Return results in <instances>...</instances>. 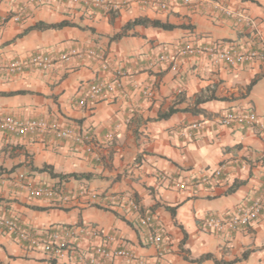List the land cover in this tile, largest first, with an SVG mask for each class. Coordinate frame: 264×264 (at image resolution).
<instances>
[{"label":"crops","instance_id":"0c3cea01","mask_svg":"<svg viewBox=\"0 0 264 264\" xmlns=\"http://www.w3.org/2000/svg\"><path fill=\"white\" fill-rule=\"evenodd\" d=\"M103 1L99 8L66 0H0V62L38 50L58 56L87 46L105 55L104 63L73 55L45 69L0 72L1 111L22 119L42 117L91 136L89 143H75L51 134L0 132V211L37 231L52 224H95L117 236L112 247L131 249L143 264H264V210L237 232L202 227L205 216L248 203L264 185V61L232 68L211 66L204 57L180 58L173 68L157 60L187 38L264 46V0H167V9L137 0ZM218 5L253 17L261 39ZM20 7V21L10 19ZM139 16L175 27L136 25L116 37ZM62 20L73 25L31 29L38 21ZM114 78L119 83L111 91L78 103L92 81ZM147 86L151 94L144 93ZM199 94L214 97L193 107ZM244 107L255 110L257 123L218 121L226 110ZM170 108L176 111L157 119ZM44 165L55 173L89 176L52 177L40 170ZM217 166L221 175L210 186L174 185ZM42 184L62 185L73 198L32 196L31 187ZM131 201L141 206L140 213ZM165 206L175 207L174 214ZM146 211L156 218L160 246L148 241L150 230L140 223ZM75 241L83 249L100 242L86 236ZM74 256L50 257L0 230V264H77Z\"/></svg>","mask_w":264,"mask_h":264},{"label":"built area","instance_id":"2783aa9c","mask_svg":"<svg viewBox=\"0 0 264 264\" xmlns=\"http://www.w3.org/2000/svg\"><path fill=\"white\" fill-rule=\"evenodd\" d=\"M78 1L93 7H103V0H66ZM140 3L155 5L161 9L168 8L167 0H137ZM183 4H188L190 0H181ZM28 3H34L36 0H27ZM235 22L242 23L250 29L253 38L261 39L255 19L243 11H232L226 7L219 6ZM23 8L20 7L15 13L9 16L14 21H20ZM4 21V19H3ZM73 55L86 57L89 61L104 63L105 55L103 51L94 47H84L83 49H72L67 53H61L58 56L47 51H34L29 55L12 59L7 62H0V72L7 74H19L30 68L45 69L59 61H66ZM204 57L209 64L214 67H239L252 60L264 61V46L251 48L246 44L238 43L233 40H212L208 43H200L194 38H187L179 41L172 54L160 53L157 60L166 63L171 67L177 66L180 58H200ZM119 81L97 79L92 81L79 96L78 103L85 105L87 101L94 100L102 96L105 92L111 91ZM145 94H151L149 86L144 87ZM258 114L251 107H244L240 110L228 109L221 113L218 121L225 126H243L257 123ZM200 123H193L192 129L199 128ZM264 127V125H263ZM0 132L11 133L18 136L34 135L45 136L54 135L57 138L72 140L75 143H89L91 136L84 134L73 126L58 125L54 121H48L42 117H32L27 119L19 118L11 113L0 110ZM90 147H88V150ZM221 167L207 168L201 175L192 176L187 180L178 178L174 185L178 189H185L190 186H210L221 175ZM23 176L20 175L19 178ZM30 193L34 197H43L47 199H57L61 202H67L73 198V194L64 186H55L42 184L31 187ZM131 208L135 213L141 212V206L130 202ZM264 210V185L262 189L254 195L248 203L225 210L219 214H209L202 219V227L211 232H237L244 229L256 220ZM154 215L146 211L140 216L142 226L150 230L148 241L156 246H160L163 241L162 235L156 226ZM0 230L10 234L16 240L26 242L31 248H39L50 257L63 258L69 254L75 253L77 264H143L131 249H127L118 243V246L112 247L114 242L119 239L115 234L106 233L103 229L92 223H82L75 226L52 224L44 230H35L27 227L17 221L12 215L0 211ZM97 237L100 242L92 244L85 249L80 248L75 241L77 237ZM75 239V240H74ZM119 242V241H118ZM84 253L88 255L86 261Z\"/></svg>","mask_w":264,"mask_h":264},{"label":"trees","instance_id":"16d2710c","mask_svg":"<svg viewBox=\"0 0 264 264\" xmlns=\"http://www.w3.org/2000/svg\"><path fill=\"white\" fill-rule=\"evenodd\" d=\"M64 25H73V23H71V22H69L67 20H62V21L57 22V23H45V22H42V21H38L34 25L31 26V29L43 30V29H47V28H58V27H62ZM136 25L153 26V27H158V28H161V29H173L175 27V25H173L171 23H168V22L161 21L159 19H151V18H148V17L139 16V17H136V18H133V19L127 21L123 25V27L121 29V32L119 34H117L116 37L120 36V35H123L127 29L133 28ZM213 97H214L213 94H210V95L199 94V95L196 96V98L194 100L193 107H196L199 103H202V102H204V101H206L208 99H211ZM175 111H176V109L170 108V109H168L165 112H160L158 114V116H157V119L167 118L172 113H174ZM40 170H47L52 177H60V178H65L67 176H72V177H75V178L88 177L89 176V174H87V173L86 174H77V173L61 174V173H55V172H53V170H52L50 165H44V166H42L40 168ZM229 190L232 191L233 188L231 187V188H229ZM165 208L167 210H169L171 212V214H174L175 207L165 206Z\"/></svg>","mask_w":264,"mask_h":264},{"label":"rangeland","instance_id":"374dc122","mask_svg":"<svg viewBox=\"0 0 264 264\" xmlns=\"http://www.w3.org/2000/svg\"><path fill=\"white\" fill-rule=\"evenodd\" d=\"M93 205V204H92Z\"/></svg>","mask_w":264,"mask_h":264}]
</instances>
